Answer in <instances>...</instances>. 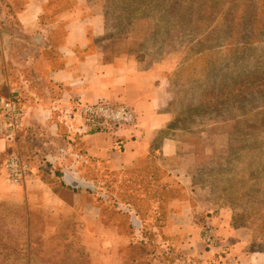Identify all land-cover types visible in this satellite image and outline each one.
Instances as JSON below:
<instances>
[{
    "label": "rangeland",
    "instance_id": "1",
    "mask_svg": "<svg viewBox=\"0 0 264 264\" xmlns=\"http://www.w3.org/2000/svg\"><path fill=\"white\" fill-rule=\"evenodd\" d=\"M94 4L104 24L99 40L103 59L131 61L140 71L153 69L165 90L163 108L171 118L155 141L166 136L178 142L177 154L167 163L180 167L179 182L176 178L168 182L165 194L184 197L187 186L192 205V212L176 223L198 226L200 234L208 223L217 233L215 220L228 218L232 225H245L236 228L251 235V249H264V0H94ZM37 51L31 48V58ZM34 64L37 67V61ZM38 69L31 66L24 71V82L14 71L15 90L0 91L19 100L23 117L24 109L35 105L30 98L53 90ZM100 101L130 108L134 120L97 119L99 126L90 125L77 105L63 110V124L77 121L90 131L108 132L135 124L130 106L104 99L93 103ZM40 138L37 122L24 124L23 118L16 149L6 148L1 166L7 155L18 153L30 165L47 167ZM101 169H94L98 180L89 184L97 213V225L90 229L76 212L45 216L23 204L0 202V264H84V260L130 264L139 250L135 253L129 244L140 241L145 248L136 264L149 258L150 264H192L179 244L180 235L168 240L159 227L163 217L151 220L149 199L144 196L151 185L135 176L121 182L117 175L108 176L103 182ZM127 209L142 220L138 230ZM103 224L118 226L127 244L105 247ZM200 243L206 247L202 237Z\"/></svg>",
    "mask_w": 264,
    "mask_h": 264
},
{
    "label": "crops",
    "instance_id": "2",
    "mask_svg": "<svg viewBox=\"0 0 264 264\" xmlns=\"http://www.w3.org/2000/svg\"><path fill=\"white\" fill-rule=\"evenodd\" d=\"M103 34V19L95 11L94 0H0V91L15 90L14 71L24 82L23 73L31 66L43 70L41 78L53 87L49 94L30 98L35 105L26 107L23 117L24 124L37 122L41 128L44 147L40 152L49 165L31 164L28 177L15 184L7 178L0 159V202L23 204L45 216L76 212L90 229L97 225V213L89 184L98 180L94 169L102 168L103 182L108 176L117 175L119 182L135 176L151 185L144 195L151 220L163 217L159 227L168 240L180 235L179 244L192 264H264V250L251 249V235L228 218L215 220L222 245L211 249L201 245L198 226L176 223L192 212V205L187 186L184 197L165 194L168 182L180 180L176 176L180 167L167 163L177 154L178 142L166 136L155 141L171 118L163 108L165 90L153 69L140 71L131 61L104 60L99 44ZM32 47L38 50L35 59L30 56ZM4 97L0 92V98ZM99 99L133 108L135 124L109 132L90 131L77 121L63 124L64 109ZM9 147L16 149V144ZM6 148L0 139V155L6 154ZM127 211L138 230L142 220L135 210ZM103 228L105 247L127 244L118 226L103 224Z\"/></svg>",
    "mask_w": 264,
    "mask_h": 264
},
{
    "label": "built area",
    "instance_id": "3",
    "mask_svg": "<svg viewBox=\"0 0 264 264\" xmlns=\"http://www.w3.org/2000/svg\"><path fill=\"white\" fill-rule=\"evenodd\" d=\"M19 103V100L13 96L0 100V139L4 141L6 147L15 143L18 132L22 128L23 111ZM78 109L79 115L84 116L85 122L90 125L99 124L97 119L123 123H130L134 120V113L130 108L115 107L103 101L93 104L84 103L79 105ZM3 168L7 178L15 184L23 182L31 173L29 161L18 153L7 155ZM201 235L208 249L222 245V240L215 228L208 223L202 227Z\"/></svg>",
    "mask_w": 264,
    "mask_h": 264
},
{
    "label": "trees",
    "instance_id": "4",
    "mask_svg": "<svg viewBox=\"0 0 264 264\" xmlns=\"http://www.w3.org/2000/svg\"><path fill=\"white\" fill-rule=\"evenodd\" d=\"M233 225H234V227H241V226H245L244 224H241V223H234L233 222ZM132 243V244H131ZM129 245L131 246V248H134V251H135V253H136V249L137 250H139V257H137V258H133V259H131V262L132 263H130V264H136V262H138V260H140L141 258H142V255H141V250H143V248H145V246L144 245H142L143 244V241H140V242H136V243H134V242H131ZM252 243H253V241H252ZM145 244V243H144ZM254 244V243H253ZM253 250H258V251H260V250H264V249H259V248H257V249H253ZM150 251L149 250H147V253H149ZM88 261V260H87ZM86 260H84L83 261V263L84 264H88V262H87ZM150 261H151V258H149L147 261H145L144 262V264H150Z\"/></svg>",
    "mask_w": 264,
    "mask_h": 264
},
{
    "label": "water",
    "instance_id": "5",
    "mask_svg": "<svg viewBox=\"0 0 264 264\" xmlns=\"http://www.w3.org/2000/svg\"><path fill=\"white\" fill-rule=\"evenodd\" d=\"M83 185V184H82Z\"/></svg>",
    "mask_w": 264,
    "mask_h": 264
}]
</instances>
